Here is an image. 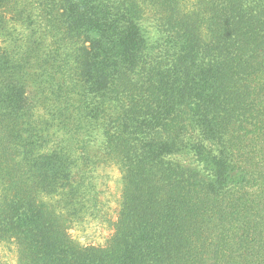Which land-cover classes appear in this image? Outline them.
<instances>
[{
	"label": "trees",
	"instance_id": "obj_1",
	"mask_svg": "<svg viewBox=\"0 0 264 264\" xmlns=\"http://www.w3.org/2000/svg\"><path fill=\"white\" fill-rule=\"evenodd\" d=\"M97 160L121 201L82 246ZM0 244L21 264H264V0H0Z\"/></svg>",
	"mask_w": 264,
	"mask_h": 264
},
{
	"label": "rangeland",
	"instance_id": "obj_2",
	"mask_svg": "<svg viewBox=\"0 0 264 264\" xmlns=\"http://www.w3.org/2000/svg\"><path fill=\"white\" fill-rule=\"evenodd\" d=\"M101 163L97 160L94 171L98 206L94 208V214L85 216L69 231L71 237L82 246H104L113 232V223L119 212L122 175L114 163L105 160ZM0 264H21L16 246L0 244Z\"/></svg>",
	"mask_w": 264,
	"mask_h": 264
}]
</instances>
